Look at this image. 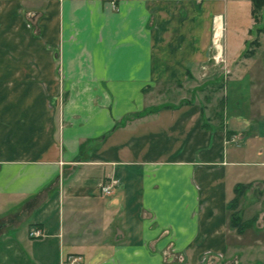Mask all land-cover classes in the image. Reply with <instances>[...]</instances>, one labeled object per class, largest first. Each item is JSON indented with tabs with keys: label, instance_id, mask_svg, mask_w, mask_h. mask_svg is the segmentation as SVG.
<instances>
[{
	"label": "crops",
	"instance_id": "crops-1",
	"mask_svg": "<svg viewBox=\"0 0 264 264\" xmlns=\"http://www.w3.org/2000/svg\"><path fill=\"white\" fill-rule=\"evenodd\" d=\"M253 26L249 0H0V264H227L252 247L229 207L244 185L241 214L264 208Z\"/></svg>",
	"mask_w": 264,
	"mask_h": 264
},
{
	"label": "rangeland",
	"instance_id": "rangeland-1",
	"mask_svg": "<svg viewBox=\"0 0 264 264\" xmlns=\"http://www.w3.org/2000/svg\"><path fill=\"white\" fill-rule=\"evenodd\" d=\"M229 11L230 13L227 15L225 20H232L233 10L230 8ZM237 20H241V18L238 17ZM226 34L229 36L232 33L231 31H228ZM219 43H221V40ZM204 94L211 95L213 93L208 90L207 92H204ZM212 96L214 98L212 97L211 101L214 103L218 102L221 97V90L218 91L216 95L214 93ZM241 215L243 219L250 216L255 218L254 225L252 227H247L242 233V236L245 238V240L253 242L255 241V244L252 247H241L238 250H235L234 256L227 259V264H233L234 262L235 264H264V208L259 209V206H257V209L253 208L250 211L246 209Z\"/></svg>",
	"mask_w": 264,
	"mask_h": 264
},
{
	"label": "trees",
	"instance_id": "trees-1",
	"mask_svg": "<svg viewBox=\"0 0 264 264\" xmlns=\"http://www.w3.org/2000/svg\"><path fill=\"white\" fill-rule=\"evenodd\" d=\"M251 2V14L254 19V26L249 31L251 35L257 36L260 33L264 32V0H249ZM258 38L255 37L252 41L249 42V47L252 49L256 46ZM251 49V50H252ZM247 50L246 55H250L253 52ZM253 51V50H252ZM246 186H238L236 188L235 197L230 201V227L236 229L237 232L242 234L247 227H252L255 222V218L243 219L241 211L239 209L240 198L245 192Z\"/></svg>",
	"mask_w": 264,
	"mask_h": 264
},
{
	"label": "built area",
	"instance_id": "built-area-1",
	"mask_svg": "<svg viewBox=\"0 0 264 264\" xmlns=\"http://www.w3.org/2000/svg\"><path fill=\"white\" fill-rule=\"evenodd\" d=\"M214 44L216 46H219V40L215 41L214 40ZM118 183V180H110V182H105L103 184H101V190L105 193V194H110L112 192V188L113 186H115ZM29 234L31 237L33 238H39L43 236V231L41 229L38 228H32L29 231ZM81 261V257L78 255H72L69 256L65 259V264H79Z\"/></svg>",
	"mask_w": 264,
	"mask_h": 264
},
{
	"label": "bare ground",
	"instance_id": "bare-ground-1",
	"mask_svg": "<svg viewBox=\"0 0 264 264\" xmlns=\"http://www.w3.org/2000/svg\"><path fill=\"white\" fill-rule=\"evenodd\" d=\"M215 41H217V39H216V32H215Z\"/></svg>",
	"mask_w": 264,
	"mask_h": 264
},
{
	"label": "water",
	"instance_id": "water-1",
	"mask_svg": "<svg viewBox=\"0 0 264 264\" xmlns=\"http://www.w3.org/2000/svg\"><path fill=\"white\" fill-rule=\"evenodd\" d=\"M235 264V263H234Z\"/></svg>",
	"mask_w": 264,
	"mask_h": 264
}]
</instances>
